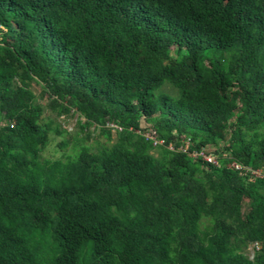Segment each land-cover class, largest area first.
Wrapping results in <instances>:
<instances>
[{"label":"trees","instance_id":"trees-1","mask_svg":"<svg viewBox=\"0 0 264 264\" xmlns=\"http://www.w3.org/2000/svg\"><path fill=\"white\" fill-rule=\"evenodd\" d=\"M0 264H264V0H0Z\"/></svg>","mask_w":264,"mask_h":264},{"label":"rangeland","instance_id":"rangeland-1","mask_svg":"<svg viewBox=\"0 0 264 264\" xmlns=\"http://www.w3.org/2000/svg\"><path fill=\"white\" fill-rule=\"evenodd\" d=\"M172 54V53H170ZM29 89L34 96V102L39 104L44 108L42 113L41 119L43 122H47L48 120L51 121V127L56 126L57 130L60 132L59 135L50 134L48 143L46 147L40 154V157L45 160H55V159H62L65 155H70L72 153V148H76L78 145H88L92 150L98 145L103 143V139L100 138L98 142L93 141L92 139L84 140L81 139L83 136L80 133L76 126V116L75 115H68L65 117H58L55 118L53 114H50L47 110H45L44 104L46 102L45 95L42 94L41 88L38 84L30 83ZM161 91L174 95V91L170 89L168 86H163ZM147 124L143 121H140V127H146ZM91 128H89L90 130ZM61 131H64L68 134H64ZM111 137L114 138L113 133L111 132ZM65 143V147H59L60 143ZM247 257L250 258V252L246 253Z\"/></svg>","mask_w":264,"mask_h":264},{"label":"built area","instance_id":"built-area-1","mask_svg":"<svg viewBox=\"0 0 264 264\" xmlns=\"http://www.w3.org/2000/svg\"><path fill=\"white\" fill-rule=\"evenodd\" d=\"M110 127H112V128H115L114 126H110ZM115 129H118V128H115ZM119 130V129H118ZM145 137H147V138H149V139H151V140H153L151 137H149L147 134H145ZM155 143H157V144H161V141H155V140H153V142H152V144L154 145ZM180 150L181 151H184L185 149L184 148H180ZM189 156L190 157H193V158H195V157H199L201 160H203L204 162H206V163H214V159H213V157H211V156H209V155H206V154H204L203 153V151H193L192 153H190L189 154ZM234 168L236 169V170H239L240 169V167L238 166V165H234ZM255 175H258V172H256V173H254Z\"/></svg>","mask_w":264,"mask_h":264}]
</instances>
